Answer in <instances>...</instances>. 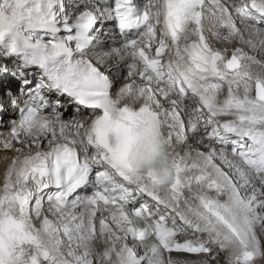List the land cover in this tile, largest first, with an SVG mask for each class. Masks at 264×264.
<instances>
[{
    "label": "snow or ice",
    "instance_id": "1",
    "mask_svg": "<svg viewBox=\"0 0 264 264\" xmlns=\"http://www.w3.org/2000/svg\"><path fill=\"white\" fill-rule=\"evenodd\" d=\"M9 110L0 264L264 261V0H0Z\"/></svg>",
    "mask_w": 264,
    "mask_h": 264
},
{
    "label": "bare ground",
    "instance_id": "2",
    "mask_svg": "<svg viewBox=\"0 0 264 264\" xmlns=\"http://www.w3.org/2000/svg\"><path fill=\"white\" fill-rule=\"evenodd\" d=\"M66 3H71V0H66ZM240 27L243 29V25H240ZM247 35V33H245ZM102 39H105L104 37H102ZM116 42L113 43L112 40H108V43L111 44L112 47H119V43H120V38L119 37H115ZM236 46L238 47H243L245 51L250 52V54H256L255 52H253L252 50H250L248 48L247 45H243L240 42H236ZM107 50V49H105ZM126 71V69H125ZM15 115V113H13L11 110H9L6 113H0V132H3V135L6 136L7 133V125H6V117H13ZM2 138V137H0ZM13 153L11 152H5L3 150H0V174H2L3 169L5 167V161H4V157L5 156H11ZM0 178H2V176H0ZM82 195V194H81ZM45 207H47V205H45ZM175 258L185 262V264H199L198 262V258L194 255H189V254H176L173 253L172 254ZM218 264H226V256L222 255L220 261L218 262ZM257 264H264V261H257Z\"/></svg>",
    "mask_w": 264,
    "mask_h": 264
}]
</instances>
